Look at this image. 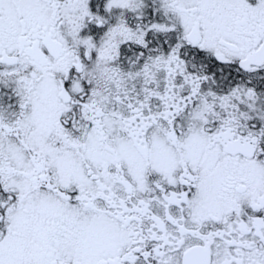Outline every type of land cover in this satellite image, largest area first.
<instances>
[{"label": "snow or ice", "instance_id": "1", "mask_svg": "<svg viewBox=\"0 0 264 264\" xmlns=\"http://www.w3.org/2000/svg\"><path fill=\"white\" fill-rule=\"evenodd\" d=\"M0 264H264V0H0Z\"/></svg>", "mask_w": 264, "mask_h": 264}]
</instances>
